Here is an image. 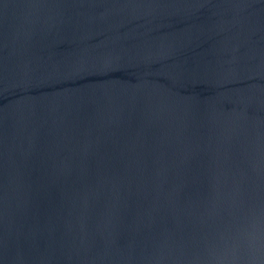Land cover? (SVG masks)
<instances>
[{
    "label": "water",
    "instance_id": "water-1",
    "mask_svg": "<svg viewBox=\"0 0 264 264\" xmlns=\"http://www.w3.org/2000/svg\"><path fill=\"white\" fill-rule=\"evenodd\" d=\"M264 197V0H0V264H186Z\"/></svg>",
    "mask_w": 264,
    "mask_h": 264
},
{
    "label": "clouds",
    "instance_id": "clouds-1",
    "mask_svg": "<svg viewBox=\"0 0 264 264\" xmlns=\"http://www.w3.org/2000/svg\"><path fill=\"white\" fill-rule=\"evenodd\" d=\"M186 264H264V197L234 203L228 218L204 233Z\"/></svg>",
    "mask_w": 264,
    "mask_h": 264
}]
</instances>
